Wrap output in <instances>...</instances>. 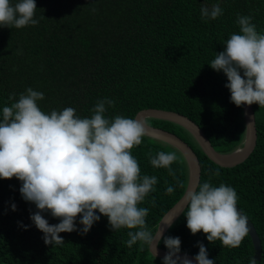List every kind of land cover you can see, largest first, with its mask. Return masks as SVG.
<instances>
[{"label": "trees", "instance_id": "obj_1", "mask_svg": "<svg viewBox=\"0 0 264 264\" xmlns=\"http://www.w3.org/2000/svg\"><path fill=\"white\" fill-rule=\"evenodd\" d=\"M17 2L11 0L13 5ZM215 3L223 14L202 20L201 6ZM36 5L38 24L0 27V115L4 106L14 102L9 100L11 94L18 100L31 87L44 93L37 103L46 114L72 107L80 118H91L97 101L110 98L115 107L106 106L105 118H135L150 108L175 111L196 122L217 151L232 153L243 146V106L231 102L227 76L209 64L225 50L230 35L239 33L238 14L252 16L257 32L264 34V0H36ZM253 107L257 145L248 159L234 167L214 163L183 127L147 120L192 146L201 163L200 184L235 189L237 206L261 240L257 264H264V108ZM131 151L141 176L157 177L155 191L138 205L149 209L146 224L155 233L161 218L186 191L188 163L179 149L147 135ZM159 151L176 153L178 159L171 167L183 187L168 169L149 163L148 154ZM21 186L15 177L0 179V264H162L163 259L147 245L137 242L128 248L129 229L114 231L98 211L100 220L87 234L60 233L62 245H46L44 233L30 218L38 209L22 198ZM168 186L175 189L171 195L166 194ZM186 210L164 235L179 237L181 252L196 256L198 242H203L215 264H249L255 258L250 234L236 248L224 247L219 240L209 242L202 231L193 235L188 229ZM42 215L49 224L60 222L48 212ZM79 221L77 217V229L83 227ZM159 247L168 250L163 239Z\"/></svg>", "mask_w": 264, "mask_h": 264}, {"label": "clouds", "instance_id": "obj_2", "mask_svg": "<svg viewBox=\"0 0 264 264\" xmlns=\"http://www.w3.org/2000/svg\"><path fill=\"white\" fill-rule=\"evenodd\" d=\"M36 9V0H18L15 5L11 0H0V27L36 25ZM200 12L202 20H216L223 9L219 3L210 7L204 4ZM252 20V16L238 14L239 33L230 35L225 50L217 53L209 65L227 76L229 83L225 87L237 107L258 104L264 108V34L257 32ZM15 97V93L9 96L14 102L4 106L0 115V179L15 177L22 182V198L36 205L38 211L30 218L44 233L46 245H62L60 233L87 234L100 220L98 211L108 218L114 231L129 229L125 242L128 248L140 242L156 256L163 239L168 252L162 264H192L187 255H179L181 239L165 237L161 226L155 233L150 231L146 224L149 209L138 206L155 191L158 182L156 176H141L131 151L149 134L146 117L105 118L107 107H115L110 98L97 101L91 118H80L72 107L46 114L37 103L44 99V93L31 87L18 100ZM148 159L154 168L168 169L177 184L184 186L171 167L178 159L175 152L149 153ZM214 175L218 177L219 170ZM174 191L173 186L166 188L168 195ZM183 199L187 227L193 235L202 231L209 242L219 240L229 248L239 247L249 235V220L238 210L233 187L204 182L187 190ZM152 204L155 206V197ZM12 210H16L15 204ZM43 212L60 222L49 224ZM77 217L83 225L80 229ZM198 247L194 257L198 264H215L203 242H198ZM249 264H257V260L251 258Z\"/></svg>", "mask_w": 264, "mask_h": 264}, {"label": "water", "instance_id": "obj_3", "mask_svg": "<svg viewBox=\"0 0 264 264\" xmlns=\"http://www.w3.org/2000/svg\"><path fill=\"white\" fill-rule=\"evenodd\" d=\"M243 109H244V118L246 122V136H245L244 144L241 148H238L232 153H221L217 151L212 145L209 138L206 136L205 132L201 129V127L191 118L183 114H180L178 112L150 108V109L141 110L140 112H138L136 117L139 116V118L146 117L147 119L154 118V119L164 120L175 123L183 127L193 136L196 142L200 145L203 151L214 163L222 167H234L243 163L246 159L250 157V155L253 153V151L256 148L257 139H258L256 115H255L254 107L253 105L251 106L243 105ZM245 113H247V115H245ZM148 126H149V130H148L149 134L147 136L165 141L173 145L182 152L189 167V178H188L186 191L195 189L197 185L200 184V180H201V163L195 150L188 142H186L177 134L168 131L166 129L153 126L149 123ZM184 195L161 218L158 224L157 231L161 226V231H163V235L167 233V231L171 228V226L180 218L183 212L187 209L186 200L183 199ZM238 210L241 211L239 207ZM170 221L171 223L169 224ZM248 223L250 227L249 234L252 238L255 247V259L259 261L262 255L261 240L259 238V235L257 234V231L253 223L250 220ZM167 252L168 250L163 249L158 245V255H156L155 257L163 259ZM179 255L181 257L187 255V257L192 260V264H198V262L194 259L195 255L185 252H180Z\"/></svg>", "mask_w": 264, "mask_h": 264}]
</instances>
